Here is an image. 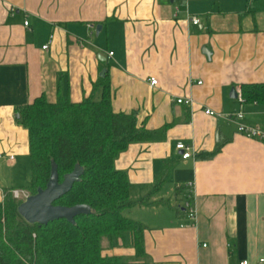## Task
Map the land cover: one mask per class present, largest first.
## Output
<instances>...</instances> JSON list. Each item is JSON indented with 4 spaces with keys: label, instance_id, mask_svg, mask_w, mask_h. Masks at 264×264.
<instances>
[{
    "label": "crops",
    "instance_id": "0c3cea01",
    "mask_svg": "<svg viewBox=\"0 0 264 264\" xmlns=\"http://www.w3.org/2000/svg\"><path fill=\"white\" fill-rule=\"evenodd\" d=\"M104 70L115 113L137 112L148 130L169 125L163 141L133 143L117 158L131 201L148 197L168 164L170 176L153 206L127 213L146 227L145 258L107 241L103 255L133 264H260L264 142L239 134L227 117L240 109L234 88L264 84V11L251 13L249 0H0V191L31 184L29 133L18 109L41 96L80 103ZM243 109L249 124L264 128V104ZM181 141L194 158L182 159ZM187 184L193 225L177 212Z\"/></svg>",
    "mask_w": 264,
    "mask_h": 264
},
{
    "label": "trees",
    "instance_id": "16d2710c",
    "mask_svg": "<svg viewBox=\"0 0 264 264\" xmlns=\"http://www.w3.org/2000/svg\"><path fill=\"white\" fill-rule=\"evenodd\" d=\"M249 5L253 14L264 11V0H249ZM241 90L246 103L264 104V84L243 85ZM18 112V123L29 133L32 178L27 189L31 195L46 188L53 163L58 165L60 182L80 165L84 170L80 181L55 204L87 205L92 213L77 216L75 224L66 220L29 224L19 216L20 203L12 197V190H5L4 201L0 199V264H133L121 257L104 256L105 241L113 248H134L136 260L145 258L146 227L127 213L138 205L153 206L150 201L168 180L170 165L159 175L154 191L133 202L128 176L116 169L115 162L133 143L163 141L169 125L148 130L139 126L137 112L115 113L108 75L80 103L68 96L50 103L41 96ZM177 212L186 215L182 206Z\"/></svg>",
    "mask_w": 264,
    "mask_h": 264
},
{
    "label": "water",
    "instance_id": "95a60500",
    "mask_svg": "<svg viewBox=\"0 0 264 264\" xmlns=\"http://www.w3.org/2000/svg\"><path fill=\"white\" fill-rule=\"evenodd\" d=\"M101 30L102 26L99 25L97 33L100 34ZM105 75L106 70L101 73V77ZM231 96L238 99L235 88L232 90ZM16 117L20 118V114L18 113ZM83 173V168L76 165L74 170L65 176L63 182H60L58 165L53 163L46 188H40L35 195H31L25 202L20 203L17 210L19 216L29 224L48 225L58 220H66L75 224L77 216L91 214L92 209L87 205L65 207L55 204L71 192Z\"/></svg>",
    "mask_w": 264,
    "mask_h": 264
},
{
    "label": "built area",
    "instance_id": "2783aa9c",
    "mask_svg": "<svg viewBox=\"0 0 264 264\" xmlns=\"http://www.w3.org/2000/svg\"><path fill=\"white\" fill-rule=\"evenodd\" d=\"M191 21L194 25L200 24V19L198 18H191ZM25 26H29V22H25ZM91 29H95L96 27L94 25L89 26ZM49 48V44L43 47L44 50H47ZM114 54L111 52L109 53V56L112 57ZM158 85V81L154 78L151 79V86L155 87ZM238 99L240 102V109L235 112L230 117H227V119L234 122L237 126V132L249 139L258 140L261 142H264V128L261 126L251 125L246 121V114L243 109L244 105L246 104V101L243 97V93L241 88L238 89ZM178 104H185L187 106L193 105V100L191 98H179L176 101ZM206 115L209 116H220V114H217L216 112L212 110H206ZM177 150H180L182 152V159L183 160H189L194 158V152L192 146L186 144L185 142L181 141L178 142L176 145ZM11 160L14 159V157L11 156ZM185 187L188 190V193L185 195L184 202L182 204V207L185 210V213L187 215V219L189 220V224L193 225L196 222L197 219V211L194 206L193 200H194V192H193V186L192 184H187ZM12 197L18 201L19 203L25 202L30 196L31 193L28 189H13L11 191ZM6 197L5 191H0V199L1 201H4ZM185 226V225H183ZM260 264H264V259H261ZM243 264H248V262H244Z\"/></svg>",
    "mask_w": 264,
    "mask_h": 264
},
{
    "label": "rangeland",
    "instance_id": "374dc122",
    "mask_svg": "<svg viewBox=\"0 0 264 264\" xmlns=\"http://www.w3.org/2000/svg\"><path fill=\"white\" fill-rule=\"evenodd\" d=\"M171 186L173 187V185H170V187H171ZM172 187H171V188H172Z\"/></svg>",
    "mask_w": 264,
    "mask_h": 264
}]
</instances>
